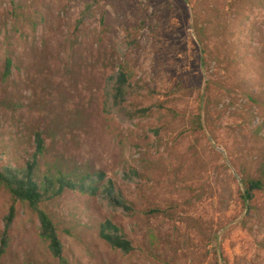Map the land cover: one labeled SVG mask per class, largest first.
<instances>
[{"label": "rangeland", "instance_id": "1", "mask_svg": "<svg viewBox=\"0 0 264 264\" xmlns=\"http://www.w3.org/2000/svg\"><path fill=\"white\" fill-rule=\"evenodd\" d=\"M92 1L0 0V164L25 165L43 130L42 172L103 171L135 205L46 203L70 264H264V190L240 197L264 182V0H97L79 23ZM120 70L149 115L105 111ZM12 204L0 187V238ZM106 220L135 251L101 238ZM10 237L3 264L56 263L23 204Z\"/></svg>", "mask_w": 264, "mask_h": 264}, {"label": "trees", "instance_id": "2", "mask_svg": "<svg viewBox=\"0 0 264 264\" xmlns=\"http://www.w3.org/2000/svg\"><path fill=\"white\" fill-rule=\"evenodd\" d=\"M97 0L88 3L82 12L79 23L90 15ZM12 60L8 57L5 63L4 78L11 74ZM133 82L123 70L109 76L106 85L104 109L107 113H118L126 119L133 120L149 115L151 107H134L129 99L135 90ZM46 140L43 130L34 132V153L23 166L0 164V187L6 189L13 204L5 216L4 231L0 238V264L10 246V229L17 213V205L27 206L38 220V235L46 244L49 254L55 259L54 264H70L62 242L60 231L46 208V203L53 201L68 191L77 192L96 198L102 207L113 211H123L128 214L138 211L135 205L117 187L115 182L103 171L93 173H69L58 170L55 175L49 171L42 172L40 157L45 154ZM139 177L138 172L131 169L125 172L124 179ZM133 179V178H132ZM241 200L248 209L253 208L257 192L264 190L261 179L242 180ZM151 211V210H150ZM152 211H158L152 210ZM101 238L113 249L128 255L135 251L133 241L113 221L106 220L99 227ZM23 264H53L50 262L26 261Z\"/></svg>", "mask_w": 264, "mask_h": 264}]
</instances>
